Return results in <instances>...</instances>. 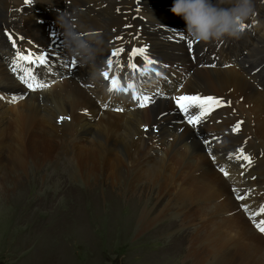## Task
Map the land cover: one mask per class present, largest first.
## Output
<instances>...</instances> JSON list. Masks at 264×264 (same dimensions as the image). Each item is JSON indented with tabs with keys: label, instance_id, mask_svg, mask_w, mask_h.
I'll list each match as a JSON object with an SVG mask.
<instances>
[{
	"label": "bare ground",
	"instance_id": "obj_1",
	"mask_svg": "<svg viewBox=\"0 0 264 264\" xmlns=\"http://www.w3.org/2000/svg\"><path fill=\"white\" fill-rule=\"evenodd\" d=\"M171 4L172 0H0V97L5 96L12 103L0 111V146L7 149V160L0 159V167L4 164L6 167L5 173L1 174V185L10 174L19 175L13 170L23 167L26 156L42 164L63 149V153L73 157L71 172L77 174L84 184L91 180L93 184L117 188L127 196L140 197L144 191L151 196L155 191L154 194L159 195L154 200L156 204L160 197L172 192L189 196L190 203L222 198L217 210L209 208L202 211L204 206L199 207L203 205L199 202L190 213L184 209L185 202L176 201L184 207L181 211L185 220L194 215L207 219L196 227L197 230L205 228L210 232L212 225L209 224L212 222L216 226L222 225L216 218L220 216L225 222L240 221L243 226L238 228L252 240H240L238 237L235 248L231 249L226 242L228 240L215 233L216 239L207 242L211 245L208 250V245L196 244L199 236L191 230L194 232L189 241L191 248L187 247L190 264H214L213 261L215 264H264V256L260 252L264 239L244 217H249V214L243 205H248L253 197L247 195L240 176L244 169L257 183L264 171L255 167L256 158L251 165L244 161V167L229 168L219 162L217 155L208 152L212 143H209V138L222 127L233 128L237 121H242L239 129L244 132V139L237 143L247 144L235 148L230 159L238 165L247 148L254 150L256 144L263 147L264 33L254 46L245 43L259 33L253 32L254 25V30L264 25L259 19L262 7L258 0H252L253 12L244 23L250 27H246L238 39L225 37L193 42L189 48L187 41L190 39L184 33V22L169 11ZM64 24L82 37L95 34V51L90 58L82 59L68 51ZM9 35L15 41V47L13 40L8 39ZM133 47L137 49L135 53L131 51ZM141 47L144 48L143 53L139 52ZM113 48H123L124 52L112 57V66L109 67L107 58ZM17 51L23 54L31 52L33 58L43 54L46 62L50 61L56 70L64 73L58 78L49 75L47 81L52 85L45 92L41 91L42 87L29 90L19 79L18 71L14 70L19 64ZM144 56L154 63L146 64ZM74 60L76 63L73 65ZM130 63L137 65L133 72L139 89L147 94L149 101L140 108L127 107L122 112L110 110L104 103L110 97L109 81L115 77L117 87L126 86L130 81ZM153 68L161 71L162 75L156 77ZM103 71L110 73L109 80L100 75ZM213 73H220L221 80H213L215 75L210 79ZM196 77L205 78L212 88H207L205 83L198 87ZM152 78H155V83L148 84ZM159 87L165 90L164 98L156 94ZM224 92L230 97L228 102L219 97H223ZM181 94L216 97L221 103L213 104L210 110L194 106V111L185 113L174 99ZM42 100L47 104L43 105ZM241 104L242 109L237 113L228 108L229 105ZM45 110L53 113V122L49 120L53 126L47 123ZM200 111H205L206 115L198 123L189 124L188 116H199ZM7 113L11 120H15L11 122L16 128L27 126L24 125L16 137L6 136L5 141L9 145H3L5 124L15 128L12 123L10 125V119L5 118ZM129 124H134L135 132L131 135L121 132L124 127H131L127 126ZM74 145L77 150L73 148L72 152ZM153 146L156 152L150 159L163 157L145 162L143 150L153 149ZM177 151L180 152L179 157H176ZM249 157L252 160L253 156ZM140 163L149 167L143 168ZM137 166L140 170H134ZM211 217L216 219L211 221L208 219ZM255 217L257 214L253 219Z\"/></svg>",
	"mask_w": 264,
	"mask_h": 264
},
{
	"label": "rangeland",
	"instance_id": "obj_2",
	"mask_svg": "<svg viewBox=\"0 0 264 264\" xmlns=\"http://www.w3.org/2000/svg\"><path fill=\"white\" fill-rule=\"evenodd\" d=\"M258 1L262 7L261 12H259V19L264 22V0ZM104 18L108 22L106 15H104ZM254 26L253 32L259 33L256 34L253 40H246L245 43L248 46H254L264 33V25L257 26L258 29L256 30H254ZM254 49L255 47H252V50ZM214 75L216 76L215 78L212 77ZM220 75V73H213L210 74L209 78L221 80ZM201 78L196 77V85L198 87H203L204 83L207 88L211 87L205 78ZM47 83L50 84L45 88H41V91L45 92L50 88L52 83ZM219 97L225 102L230 100L226 92H224L223 97ZM166 99L169 100V98ZM10 102L7 98H1L0 111L6 110L7 106L12 104ZM41 102L43 105L47 104L44 100ZM228 108L231 112L237 113L238 110L242 109V104L241 106L229 105ZM51 113L50 110H45L44 112L47 123L49 122L50 124L53 122V113L52 115ZM9 115L7 113L5 118L10 119L11 125L15 120H11L12 117ZM47 123H45V130ZM34 124L36 122L31 125ZM134 124L127 125L131 127H124L121 132L133 134L135 132ZM24 125L27 126L26 124ZM24 125L19 130L15 124L12 125L15 126L13 129L9 128V123L5 124L3 127L4 133L2 132L5 138L2 144L9 145V142L5 141L7 139L6 136L13 135L16 137L17 133L21 132V128L25 127ZM242 139H244V132L241 129L238 128L237 131L233 132L230 127H222L215 136L209 138V143H212L208 146V152L217 155L219 162L229 168L244 167L245 160L243 156L252 155V161L256 158L255 167L260 171H264L263 142V149L257 144L254 150L247 148L242 154L241 162L238 165L230 159L235 148L246 146L247 142L237 143ZM229 141L233 143L229 144ZM73 148L76 149V146L72 147V152ZM6 151V148L0 146V159H6ZM143 152L148 155L143 154L144 157L142 159L145 162L163 157L159 156L150 159L156 152L154 146L153 149L149 147ZM57 153L55 157L52 159L48 158L49 160L46 159L47 161H43L42 164L36 163V160H33L30 156H26L23 167H16L13 170L14 173H19V177L10 174L7 176L8 180H4L3 185L0 182V264H190L188 258L191 257L187 256L189 254L187 247L191 248L189 241L190 237L194 235V232H190L191 230L196 231L197 236H199L196 244H206L208 245V250L211 249V245L207 242L210 239H216L215 233L219 234L221 239L228 240L226 242L231 249L235 248L234 244L237 242L235 239L238 237H240V240L242 238L247 241L252 240L249 235H244L239 229L243 225L238 220L229 223L217 216L216 218L221 221L222 225L216 226L212 222L209 224L212 226L210 232H208L205 228L202 230L196 229V227L202 225V221L207 220L204 217L198 218L194 215L187 220L183 218L184 213L181 210L184 207L187 210L186 212L190 213V210H193L195 206L201 203L203 205L199 207L204 206L202 211H206L209 208L214 211L215 209L217 210L218 202L222 198L217 200L208 198L206 199L207 201L202 199L199 201L200 203H190L191 198L189 196L183 195V197L172 192L169 195L165 194L160 197L156 204L154 200L159 195H155V191L151 196H148L146 191L142 192L140 197L131 196V194L127 196V194L121 193L117 188L113 187L114 189H112L108 185L93 184L91 180L88 182L91 184H84L77 174L71 172L72 161H74L71 154L63 153V149H59ZM157 153L161 154V152ZM259 154L262 156L260 157ZM138 156L132 157L137 159ZM179 156L180 152L177 151L176 157ZM140 164L142 165V163ZM142 166L143 168L149 167L148 164ZM137 168L134 170H140V167ZM5 171L6 167L4 164V166L0 167V178ZM240 176L247 195L253 197L248 205L245 204L249 217H244L248 220V224L250 223L251 228L258 232L256 221H264V211H261L262 206H264V183L260 184L264 182V174L262 178L258 177L259 181L257 183L251 180L249 172L244 169L240 171ZM176 200L185 202L187 206L181 207ZM211 204L213 205L207 208ZM163 208L165 210L160 212ZM226 213L230 214L229 212ZM256 214L257 217L253 219ZM143 215L146 218L142 217ZM230 215L234 214L231 213ZM208 219L215 220L212 217ZM259 233L264 239V233L260 231ZM260 252L264 256V246H261ZM213 263L215 264L214 261Z\"/></svg>",
	"mask_w": 264,
	"mask_h": 264
},
{
	"label": "clouds",
	"instance_id": "obj_3",
	"mask_svg": "<svg viewBox=\"0 0 264 264\" xmlns=\"http://www.w3.org/2000/svg\"><path fill=\"white\" fill-rule=\"evenodd\" d=\"M227 4V6H225ZM184 22V33L193 42H209L225 37L238 39L253 12L252 0H172L169 9ZM68 51L82 59L90 58L95 49V34L82 37L69 25H62ZM155 83V78L147 81Z\"/></svg>",
	"mask_w": 264,
	"mask_h": 264
},
{
	"label": "snow or ice",
	"instance_id": "obj_4",
	"mask_svg": "<svg viewBox=\"0 0 264 264\" xmlns=\"http://www.w3.org/2000/svg\"><path fill=\"white\" fill-rule=\"evenodd\" d=\"M241 30L243 31L246 27H250V25L246 26L245 24H241L240 25ZM9 40H13L12 36L9 35L8 36ZM116 39H119V37H117ZM188 47L191 48L193 41L192 40H188ZM13 47H15V41L13 40ZM132 53H135L137 51V49L135 47L132 48ZM124 52V49H115L113 48L111 51V55L107 58V64L109 67L112 66V57L117 56L119 53ZM140 53L144 52V48L141 47L139 49ZM16 57L20 60V61H33V55L31 52H29L28 54H23L21 51H17L16 53ZM35 61H38L40 65H43L46 63V59L43 56V54H39L35 57ZM144 61L146 62V64H153L154 61H152L149 57L144 56ZM14 63L16 62L15 60L13 61ZM34 62V61H33ZM76 63V61H72V64L74 65ZM129 68H132L133 70H135L137 68V65L134 63H130L128 65ZM153 71L155 72L156 77H160L162 75L161 71L156 70L155 68H153ZM26 76H29V73H25ZM100 75H102L104 77L105 80H109V76L110 73L108 71H103L100 73ZM24 79V78H22ZM47 85L45 84H34L32 82H27V87L29 89H33L34 87H46ZM132 84H129L127 88H119L117 87V78L113 77L110 81H109V87H108V91H123V92H128V90L130 88H132ZM131 99L133 100H137L139 99L140 101H142V103H140V107H144L145 104L148 103L149 101V97L147 95L142 94L141 92H138L137 90H133L131 93ZM175 102L177 104V106L179 107V109L182 112L185 113H189L190 110L194 111L195 107L194 106H198L199 109H205L207 108L208 110L211 109V106L213 104L215 105H219L221 103V101L216 98V97H201L199 95H187V94H181L177 97L174 98ZM206 115L205 111H200L199 112V116L196 115H189L188 116V123L189 124H194V123H198L199 119L203 118ZM242 123V121H237L236 125L232 128V131L235 132L238 130L239 125ZM144 127V126H142ZM205 143H207V141H205ZM243 159L245 161H247V163L249 165H251L252 160L249 156L244 155ZM220 171L222 173H224L225 175H227V173L225 172V170L223 168H220ZM243 207H247L246 205H243ZM261 211H264V206H262ZM257 229L261 232L264 233V221H260L259 223H257L256 225Z\"/></svg>",
	"mask_w": 264,
	"mask_h": 264
}]
</instances>
